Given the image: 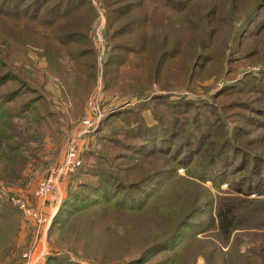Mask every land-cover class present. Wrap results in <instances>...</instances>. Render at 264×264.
<instances>
[{
    "label": "trees",
    "instance_id": "trees-1",
    "mask_svg": "<svg viewBox=\"0 0 264 264\" xmlns=\"http://www.w3.org/2000/svg\"><path fill=\"white\" fill-rule=\"evenodd\" d=\"M105 1L110 51L104 79L109 93L143 98L155 83L165 90L195 91L222 74L226 64L231 71L241 59L264 62V0L247 6L245 0ZM88 7L89 0H0V21L64 29L77 13L89 12ZM200 7L208 21L204 29L193 14ZM190 14L191 20L186 18ZM180 18L189 25L178 29ZM236 21L238 27L224 23L233 26ZM160 27L166 33H157ZM89 29L70 30L55 40L80 69L81 79L90 73L87 94L96 78ZM132 55L147 64L140 80L122 76L121 65ZM2 57L0 52V70L7 69L0 72L1 97L17 101L27 90L19 99L25 101L23 111H33L44 100L40 90L23 82ZM260 72L226 86L213 103L155 94L101 121L99 132L107 128L112 133L103 138L101 151L85 155L82 176L72 177L52 223L54 228L72 222L74 237L61 238L63 253L48 256L47 264H82L70 260L78 244L100 264H195L198 253L206 264H264V152L252 138L264 135V69ZM13 75L20 86H13L18 81ZM145 111L151 112L153 123L146 121ZM121 122L128 127H119ZM177 178L184 182L181 191L190 193H178L159 208L158 192L168 195ZM209 182L217 191L227 184L221 192L226 195L213 196ZM3 213L8 220L0 230L5 257L12 234L6 223L19 227L23 212L11 202ZM213 230L214 241L199 238ZM244 237L252 244L246 252Z\"/></svg>",
    "mask_w": 264,
    "mask_h": 264
},
{
    "label": "rangeland",
    "instance_id": "rangeland-1",
    "mask_svg": "<svg viewBox=\"0 0 264 264\" xmlns=\"http://www.w3.org/2000/svg\"><path fill=\"white\" fill-rule=\"evenodd\" d=\"M252 1L245 0L246 6ZM225 3L226 1H224ZM88 9L89 12L85 9V12L77 13L74 20H70L69 23L65 24L64 29L63 26L61 28L58 26L54 29L46 30L45 27L40 25L20 23L16 26L8 21H0V52H2L3 56L1 60L4 61L5 58L6 65L14 72L20 73L22 81L36 87L40 90L41 96L44 97V100L40 104L33 107V111H23L22 104L25 101L22 103V99L19 98L26 97L28 94L27 90L17 101L13 102L6 101L0 95V230L4 225V221H8L3 220L5 219L3 212L5 204L11 203L10 197L12 195L25 194L30 199L32 205L37 207L38 201L34 198L33 192L52 167L60 166L64 159L70 137L79 132L77 131L79 123L84 116L87 103L92 97H101V106L104 112L101 121H103L111 113L118 110V108L133 109L144 98L155 94L170 93L175 100L185 96L189 99L213 103V98L226 86L241 80L249 73L259 75L260 71L264 69L263 61L251 63V61L241 59L235 61L231 71L229 65L226 64L222 74L211 76L205 82L200 83L195 91L188 89L177 90L176 88L165 90L160 88L158 83H155L150 90L146 91L143 98L138 95L130 96L131 94L120 92L109 93L105 88L104 79L110 51L107 2L105 0H89ZM205 12V9L200 7V9H197L193 13L197 20V26L203 29L208 22L205 18ZM191 15H188L186 18L191 20ZM220 15H217L219 24L221 23ZM240 21L233 22V26L229 22L224 23L230 27H238ZM84 22L86 24L82 25ZM181 24L185 26L189 25L186 19H177L175 25L178 29H180ZM89 27V39L94 52L90 53L93 54L90 62H94L96 78L93 80L95 84L89 94H87L88 86L86 85H88V79L86 78H89L90 73L86 72L81 79L79 76V74L81 75L80 69L77 71L76 65L69 58H65L63 47L59 46V43L57 45L55 40L57 36L61 37L63 33L70 30L80 29L81 31H87ZM156 32L160 34L166 33L165 27L158 28ZM150 34L157 35L156 33ZM55 46L57 48L61 47V51ZM131 58V60H127L121 65L122 76L125 75V80H130L131 77H136L140 80V74L147 67V64L137 55H132ZM6 70V68L1 69L0 72H5ZM13 77H16L18 80L13 86H20V78L15 75ZM6 99L8 100V98ZM45 105L46 108L43 109ZM143 115L148 123L154 122L150 111H145ZM100 124L101 122L95 129L96 131H94L93 136L89 135V139L87 138L89 146H87V151L83 153L84 163L85 155L89 152L101 151L104 146L103 138L112 133L107 128L99 132ZM118 126L125 129L128 127L125 122H121ZM252 138L255 140L253 143H256V146H263L262 152H264V135L259 137V134H257ZM80 171L76 174V177L80 176L79 178H81ZM179 173L180 175H185L184 170H180ZM71 181L70 178L61 180L59 186L55 188L50 197L46 200L40 199L41 202L51 200L54 203L51 209L52 213L55 211V215H51V211L49 213L45 210L43 211L48 220H50V224L42 229L41 235L46 236L44 240L48 248V254L38 264H47L48 256L63 253L59 249V242L66 234V236L71 234L74 237L75 231L73 230L75 227L72 228V222L63 221L61 225L52 228L53 220L66 196L63 197V187L66 185L64 188L67 193ZM78 182L77 180L74 183V187L78 185ZM207 186L210 188L213 196H217L218 193L228 189L227 184L221 187L224 191L213 189L214 187L210 182ZM183 187L184 182L177 178L167 188L169 189L168 195L163 197L164 190H160L158 192L160 199L157 204L158 207L161 209L166 207L178 193H180L179 197H186L187 193L190 192L181 191ZM221 195L226 194L221 193ZM251 198L255 199L257 197L252 195ZM20 219L19 227L18 225L13 227L11 226L12 223H6L7 227L12 230V234L9 237L11 245L7 255L5 257L2 256L1 245L3 238H0V264L25 263L27 259L24 256L28 252L33 251L37 245L40 237L35 231L34 222L26 219L24 214ZM113 226L116 228L120 227L115 224ZM215 232L216 230L210 231L207 234L208 236L204 237L201 235L199 238L214 241L213 234ZM251 246L250 238L244 237L242 252H246ZM75 250L77 253L75 252V255L70 253V260H76L82 264H100L99 258L96 257L97 259H94L95 257L88 256L80 244L76 246ZM224 251H227V249ZM201 254H197L195 264H206V259Z\"/></svg>",
    "mask_w": 264,
    "mask_h": 264
},
{
    "label": "built area",
    "instance_id": "built-area-1",
    "mask_svg": "<svg viewBox=\"0 0 264 264\" xmlns=\"http://www.w3.org/2000/svg\"><path fill=\"white\" fill-rule=\"evenodd\" d=\"M101 97H92L87 103V107L82 117L76 134L70 137L64 159L60 166L52 167L47 176L41 181L33 192V196L37 201L46 200L59 186L61 180L76 176L84 164L83 153L87 151V138L93 136L95 129L103 119ZM11 202L19 208L26 219L34 222L35 226L42 230L46 225L50 224L46 214L42 209L34 207L30 199L25 194H15L10 197ZM32 251L28 252L24 257L30 260Z\"/></svg>",
    "mask_w": 264,
    "mask_h": 264
},
{
    "label": "crops",
    "instance_id": "crops-1",
    "mask_svg": "<svg viewBox=\"0 0 264 264\" xmlns=\"http://www.w3.org/2000/svg\"><path fill=\"white\" fill-rule=\"evenodd\" d=\"M64 187H63V190H64L63 191V197L66 195V191H65ZM61 195H62V193H61ZM53 204L54 203L51 200L50 201L48 200L46 202L38 201L37 202V207L42 208L43 211L45 210L47 213H49L50 211L52 213V209L51 208H52ZM54 213H55V211L51 215H53ZM35 231H36L37 235L40 238H39V240L37 242V245L35 244L36 246H35L34 250L32 251V255H31L30 260H25L26 262L23 263V264H38L48 254V248H47L46 242L44 240V238H46V236H41L42 235V230L38 229L36 226H35Z\"/></svg>",
    "mask_w": 264,
    "mask_h": 264
}]
</instances>
